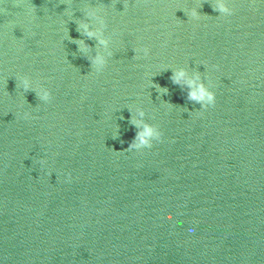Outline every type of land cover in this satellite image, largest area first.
<instances>
[{
  "label": "water",
  "instance_id": "obj_1",
  "mask_svg": "<svg viewBox=\"0 0 264 264\" xmlns=\"http://www.w3.org/2000/svg\"><path fill=\"white\" fill-rule=\"evenodd\" d=\"M0 264H264V0H0Z\"/></svg>",
  "mask_w": 264,
  "mask_h": 264
}]
</instances>
